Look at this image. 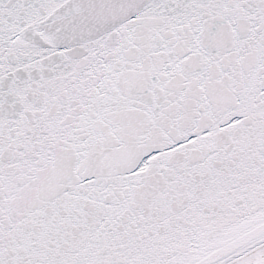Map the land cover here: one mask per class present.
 <instances>
[{
	"label": "snow or ice",
	"instance_id": "1",
	"mask_svg": "<svg viewBox=\"0 0 264 264\" xmlns=\"http://www.w3.org/2000/svg\"><path fill=\"white\" fill-rule=\"evenodd\" d=\"M0 264H264V0H0Z\"/></svg>",
	"mask_w": 264,
	"mask_h": 264
}]
</instances>
